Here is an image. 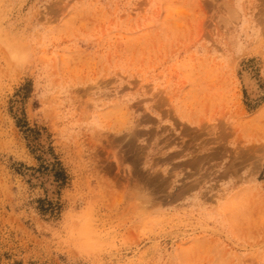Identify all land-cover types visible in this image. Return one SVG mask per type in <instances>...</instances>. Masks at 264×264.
Masks as SVG:
<instances>
[{
	"label": "rangeland",
	"instance_id": "rangeland-1",
	"mask_svg": "<svg viewBox=\"0 0 264 264\" xmlns=\"http://www.w3.org/2000/svg\"><path fill=\"white\" fill-rule=\"evenodd\" d=\"M0 264H264V0H0Z\"/></svg>",
	"mask_w": 264,
	"mask_h": 264
},
{
	"label": "bare ground",
	"instance_id": "bare-ground-1",
	"mask_svg": "<svg viewBox=\"0 0 264 264\" xmlns=\"http://www.w3.org/2000/svg\"><path fill=\"white\" fill-rule=\"evenodd\" d=\"M66 4V3H65ZM59 8V7H58ZM60 9V8H59ZM133 134V133H132Z\"/></svg>",
	"mask_w": 264,
	"mask_h": 264
}]
</instances>
